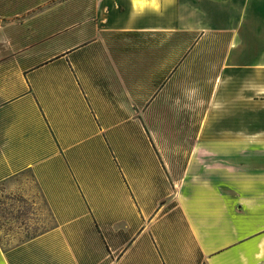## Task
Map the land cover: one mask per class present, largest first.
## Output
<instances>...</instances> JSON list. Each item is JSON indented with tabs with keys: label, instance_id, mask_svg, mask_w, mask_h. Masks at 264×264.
<instances>
[{
	"label": "crops",
	"instance_id": "1",
	"mask_svg": "<svg viewBox=\"0 0 264 264\" xmlns=\"http://www.w3.org/2000/svg\"><path fill=\"white\" fill-rule=\"evenodd\" d=\"M173 34L244 75L179 147ZM0 186V264H264V0H0Z\"/></svg>",
	"mask_w": 264,
	"mask_h": 264
},
{
	"label": "rangeland",
	"instance_id": "2",
	"mask_svg": "<svg viewBox=\"0 0 264 264\" xmlns=\"http://www.w3.org/2000/svg\"><path fill=\"white\" fill-rule=\"evenodd\" d=\"M172 45L174 73L172 98L175 122L172 124L171 144L173 147H179L182 140L178 136L180 134L191 136L190 134L197 129L201 111L206 109L209 98L213 100L211 114L219 116L227 114L228 99L243 97V87L240 84L244 75L243 73H223L215 82L216 68L222 65L221 55L224 44L220 41L206 43L204 49L188 59L185 58L187 55L185 52L192 45V41L186 42L181 35L173 34ZM213 84H218V87L211 95ZM188 141L192 142L191 139ZM42 208V204L33 206L30 203L19 202L16 198L10 197L0 186V241L2 245L7 246L10 240H14L12 241L14 243L30 239L44 229L46 225H44ZM20 214H23L21 220L18 218ZM11 217H15V220H12ZM7 218L10 219L8 223L14 222L13 226L12 223L10 225L7 223ZM25 218L26 220H24ZM20 223H22V227L19 234V230L14 226H18ZM8 229H11L10 232ZM7 235L9 237H6Z\"/></svg>",
	"mask_w": 264,
	"mask_h": 264
}]
</instances>
